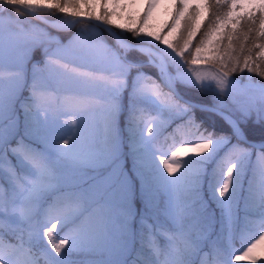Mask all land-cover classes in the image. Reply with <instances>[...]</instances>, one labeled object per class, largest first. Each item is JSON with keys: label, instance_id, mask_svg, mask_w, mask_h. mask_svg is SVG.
I'll use <instances>...</instances> for the list:
<instances>
[{"label": "snow or ice", "instance_id": "6c2138e0", "mask_svg": "<svg viewBox=\"0 0 264 264\" xmlns=\"http://www.w3.org/2000/svg\"><path fill=\"white\" fill-rule=\"evenodd\" d=\"M244 261L264 264V0H0V264Z\"/></svg>", "mask_w": 264, "mask_h": 264}, {"label": "trees", "instance_id": "16d2710c", "mask_svg": "<svg viewBox=\"0 0 264 264\" xmlns=\"http://www.w3.org/2000/svg\"><path fill=\"white\" fill-rule=\"evenodd\" d=\"M56 16H61V13H56L55 14ZM80 21H83L84 23H88L87 20L85 19H82ZM129 40H131V37H128ZM245 75H247L245 73ZM182 95L184 97V99L186 100H192V101H198V96L195 92V90H185L182 92ZM197 119L201 122L203 128L207 129L208 131H216V132H219L220 131V128L217 126L216 122H215V118L214 117H211V116H208L207 114H201V113H197ZM192 137V132L191 130H189V133L187 135L186 138H191ZM164 141H161V144H163ZM172 143V141H168V144L170 145ZM223 152V150H222ZM222 155V153H221ZM219 157H217L218 159ZM190 159H194V158H190ZM215 161L213 162H209V164L207 165V168L210 170L212 167H214V164ZM256 203H257V210H258V207H259V192H257V198H256ZM256 214H254L255 216ZM240 264H243L240 262Z\"/></svg>", "mask_w": 264, "mask_h": 264}, {"label": "rangeland", "instance_id": "374dc122", "mask_svg": "<svg viewBox=\"0 0 264 264\" xmlns=\"http://www.w3.org/2000/svg\"><path fill=\"white\" fill-rule=\"evenodd\" d=\"M141 3H142V0H141ZM6 7V6H5ZM132 11H142V8H137V9H132ZM158 16L161 20L165 19L164 17V8H161L159 11H158ZM61 19L63 20H68V19H71L70 16H68L67 14H62L61 13V16H60ZM86 20V19H85ZM201 67H206V66H201ZM149 127H153V129H155V125L153 124H149L148 125ZM145 135H147V133H145ZM190 158H194V159H201L202 157H198L196 156L195 154H189V156L186 158L187 160H192ZM256 238H258V235H256ZM243 264H247L246 261L244 262H241Z\"/></svg>", "mask_w": 264, "mask_h": 264}, {"label": "water", "instance_id": "95a60500", "mask_svg": "<svg viewBox=\"0 0 264 264\" xmlns=\"http://www.w3.org/2000/svg\"><path fill=\"white\" fill-rule=\"evenodd\" d=\"M78 20H82V19H86L87 20V18L86 17H79V18H77ZM92 23H96V22H92Z\"/></svg>", "mask_w": 264, "mask_h": 264}]
</instances>
